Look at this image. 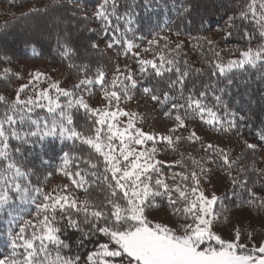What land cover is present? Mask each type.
<instances>
[{"label":"snow or ice","instance_id":"6c2138e0","mask_svg":"<svg viewBox=\"0 0 264 264\" xmlns=\"http://www.w3.org/2000/svg\"><path fill=\"white\" fill-rule=\"evenodd\" d=\"M68 3H78V0H68ZM118 7V0H103L94 14L105 34L112 27L113 17L117 21L124 20L128 25L133 22L134 4H130L123 15L117 14ZM44 10L47 11V8ZM183 11H190V7ZM116 33H120L119 24L114 26L108 48L123 42L127 45V54L133 47H138L123 34L118 36ZM257 33L261 42L253 47L252 41ZM234 34L244 40L247 47L240 50L239 58L226 62L212 40L197 38L203 39L213 54L214 59L206 61L212 68V75L219 73L224 81L223 86L219 81L204 84L203 90L198 93L196 84L188 87L187 81L191 72L200 74L202 69H191L186 59L181 61L178 58L182 42L175 44V58L160 55L159 63L155 59L138 60L141 75L147 71V66L154 69L156 77H163L165 72L175 74V78L165 82L164 88L143 87V93L159 106L163 115L174 118L168 134L160 135L159 140L166 142L174 152L184 141L199 144L204 152L200 157L191 153L185 157L180 153V159L172 164L180 166L181 171L172 173L169 177L171 183L163 178L162 162L155 160L159 151L156 135L138 126L137 113L120 107L122 100L133 98L138 81L130 71L121 73L119 65L116 71L123 75V79L118 91L112 88L117 87L119 77L114 78L111 87H108L104 71L98 69L93 78L87 75V64L69 65L84 73L74 88L83 86L87 90V86H101L103 98L107 101L103 108H91L82 96L59 87L58 83L50 85L57 93L55 97L49 95L48 89H42L34 91L27 99H21V93L29 87L31 80L29 84L20 86L14 101L0 95V104L4 105L0 110V212L16 201L35 206L34 220L17 221L9 212L11 219L5 234L10 253L0 258V264H264V242L244 251L248 244L242 240L245 235L251 240L254 232L245 233L237 223L232 227L231 239L218 234L216 225L223 223L226 226L228 223V217L216 210L222 196L202 187V184L211 186L213 166H218L226 172L233 190L240 189L248 194V198L238 207L246 205L256 208L258 212L264 211V198L253 191L256 184L264 187V169L257 168L255 160L242 164L241 157L233 159L219 145L211 142L205 144L195 129L188 130L189 120H199L224 133L239 130L236 113L227 108L223 96L234 83L229 78L233 69L264 68V0H244L238 10L228 17L222 38ZM148 43L153 45L158 41L149 40ZM91 47L97 49L98 45L93 42ZM134 55L138 56L139 53ZM10 71L5 68L2 75L7 76ZM41 75L37 72L33 79H39ZM209 92L215 106L224 107V116L205 102ZM61 96L68 98L67 103L60 102ZM38 108L45 109L47 115L37 114ZM73 108L84 109L90 121L87 131L78 130L75 126ZM120 117L127 119L121 122ZM185 131L188 132L187 136L183 134ZM258 137L264 141V131L259 132ZM49 140L62 146L59 170L71 179L72 185L84 188L87 193L85 185L91 186L93 183L87 177L101 181L97 184L100 190L97 197L88 195L78 201L66 194L53 195L46 192L39 182H33L32 177L37 170L27 166L25 149L36 146L43 149ZM11 141L16 142L15 147ZM68 141L72 142L73 149L77 148L79 142L80 149L87 150V155L76 152L70 156L69 151L63 150ZM149 141L152 146L145 147ZM244 143L255 154L257 144ZM70 159L82 160L91 171L81 170L79 165L76 171H67ZM51 175L47 173L45 179ZM68 188L69 185H64L63 191L66 193ZM231 194L237 195L235 191ZM40 197L43 198L42 203L37 202ZM161 207L171 209V214L178 217L180 222L175 227L149 219V213ZM75 234L78 236L73 240ZM88 244L95 246L81 257L79 249ZM74 246L77 249L75 253L72 251Z\"/></svg>","mask_w":264,"mask_h":264},{"label":"trees","instance_id":"16d2710c","mask_svg":"<svg viewBox=\"0 0 264 264\" xmlns=\"http://www.w3.org/2000/svg\"><path fill=\"white\" fill-rule=\"evenodd\" d=\"M243 2L244 0H148V2L146 0H118V15H123L128 6L134 4L133 22L128 25L124 20L117 21L113 17L112 27H109L105 34L100 21L94 16L103 0H78V3L71 5L68 0H55V3L54 0H0V95L5 96L8 101H14L16 91L20 86L29 84L31 80L32 83L29 84V87L21 93V99H27L33 95L34 89L40 91L45 88L49 90V95L55 97L57 93L50 88V85L54 83L52 82L53 78H56L57 82L55 83H58L59 87L74 91L78 96H82L91 108H103L107 105V101L103 98L104 93L101 86L94 84L87 86V90L83 86L79 89L74 88L83 78L84 73L78 71L77 68L69 67V65L83 66L87 64V75L93 78L98 69L104 71L108 87H111L114 78L119 77L117 87L112 88L117 91L120 80L123 79V75L116 71V66L119 65L121 73L127 74L130 71L138 81L137 88L132 93L133 98L122 100L120 107L126 109L129 102L130 105L147 104L150 108L149 111H144L136 119L138 126L148 133H150L149 128H154V124L149 125L148 121H162L169 124L164 131L151 133L156 135L159 149L156 155L158 158L155 157V159L162 162L160 167L163 178L171 183L169 177L172 173L181 171L180 166L172 164L173 161L180 159V153H183L185 157L189 153L200 157L204 155V152L200 150L199 144H190L188 141L180 143L177 146V151L174 152L167 147L166 142L159 140L160 135L168 134L174 118L165 117L159 106L143 93V87L164 88L166 87L165 82L169 78H175V74L165 72L163 77H156L154 69L147 66V71L141 75L138 60L155 59L159 63L160 55H164L168 59L175 58L177 57V53L174 51L175 44L182 42L178 58L181 61L186 59L191 69H202L200 74L190 73L187 86L191 87L195 83L197 93L203 90L204 84L219 81L220 86H223V78L219 76V73L217 76H213L212 68L206 63L207 60L214 59L212 52L208 50V45L203 39L197 38H204L212 29L219 27L223 35L212 41L216 50L221 52L222 60L226 62L228 59L239 58L240 50L247 47L246 42L236 34L226 39L222 37H224L225 22ZM187 7H190V11H183ZM45 8L47 11L44 10ZM34 9L38 11H33ZM73 13L75 14L73 15ZM85 16L87 19H84ZM40 20L42 21L39 24ZM44 20L55 22L56 24L50 25H56L60 30L49 31L50 28H46ZM29 21H31L30 27L27 24ZM116 24L120 25V33H116V35L123 34L126 39L132 40L138 46L127 51V54H125L127 45L123 42L114 44L112 48L107 47V43L112 39ZM32 27H36V33L32 35L24 33L27 28ZM128 28H131L132 31H126ZM165 38L167 39L165 40ZM149 40H157L158 43L149 45ZM93 42L98 45L97 49L91 47ZM260 42L257 33L256 38L252 41V46L255 47ZM165 43L168 44L167 48H165ZM145 49L149 50L145 51ZM135 53H139V55H134ZM5 57L7 59H4ZM36 63L40 64L39 68L30 66ZM181 66L183 67V65ZM5 68L11 70L7 76L2 75ZM37 72L42 73L41 77L33 79ZM229 78L233 79L234 83L223 96V100L227 108L236 113L235 119L239 130L224 133L199 120H189L188 130L195 129L205 144L211 142L219 145L227 150L233 159L241 157L242 164L255 160L257 168L264 169V162L260 159V154L264 152V141H260L258 137V133L264 131V68L233 69ZM67 100L66 97H60L62 104L67 103ZM42 102L47 103V101ZM205 102L214 107L220 116H224V107L215 106L211 92L208 93V99ZM3 108L4 105L0 104V110ZM71 111L78 130L87 131L90 121L84 109L73 108ZM36 112L39 115H47L45 109L38 108ZM119 119L121 121V119L127 118L120 117ZM183 134L187 136L188 132L185 131ZM244 141L257 144L255 154H253V150L247 149ZM11 143L13 147L16 146L15 141H11ZM151 143V141L147 142L145 147H150ZM61 147L56 141L49 140L43 149L39 146L25 149L27 166L37 170V174L32 177L33 182H39L46 192L63 195L61 193L63 186L53 187V180L59 178L69 185L66 195L70 198L82 201L88 195L97 197L100 194L97 184H100L101 181H96L95 177H87L93 183L91 186L85 185V188H88L86 193L84 188L72 185L71 179L64 176L63 172L59 170L62 165ZM63 150L69 151L70 156L76 152H79L80 155H87V150L80 149L79 142H77V148L73 149L72 142L68 141L63 146ZM77 165L81 170L91 171L82 160L74 159H70L66 170L74 172L77 170ZM213 167L211 181L215 176L222 175L227 185L218 195L222 196V202H218L216 210L229 217L228 222L230 215L237 211H248L252 217L263 221L264 211L258 212L256 208L246 205L237 206L248 198V194L241 192L240 189L233 190L226 172L218 166ZM47 173H52V175L45 179ZM253 179H256L254 175ZM233 191L237 193L236 196H232ZM253 191L264 198V187L260 184H256ZM37 202L42 203L43 198L40 197ZM161 211L176 224L180 222L178 217L171 214V209L166 207L153 210L149 216ZM9 212L17 218V221L21 219L34 220L35 206L31 203L22 204L16 201L10 208L0 212V258L10 253L8 237L5 234L8 221L11 219ZM245 225L246 229L253 228L250 224ZM13 227L15 228V224ZM77 236L78 234H75L72 239L75 240ZM94 246V244H88L85 248L79 249L78 254L84 257L86 252ZM72 251L73 253L77 251L75 246Z\"/></svg>","mask_w":264,"mask_h":264},{"label":"rangeland","instance_id":"374dc122","mask_svg":"<svg viewBox=\"0 0 264 264\" xmlns=\"http://www.w3.org/2000/svg\"><path fill=\"white\" fill-rule=\"evenodd\" d=\"M42 20H40L38 23L40 24ZM45 21V26L46 28H50L49 31L51 32H56L60 29H58L56 27V25H50L52 22L50 20H44ZM31 21H29L28 27L31 26L30 24ZM56 24V23H55ZM36 27H32V28H27L25 30V34L27 35H32L34 33H36L35 30ZM223 35L222 30L218 27L217 29H212L211 32H209V34L205 35V37L208 40H216L218 38H220ZM82 37V35H81ZM83 38V37H82ZM39 63L36 64H32L30 66L32 67H38L39 68ZM52 82H57L56 78H53ZM47 89V88H45ZM34 91L39 92V90L34 89ZM130 103V102H129ZM129 103H127V108L126 110L129 112H133V113H137L138 115L142 114L144 111H149V106L147 104H143V103H139V104H133L130 105ZM137 115V116H138ZM126 119H121V122H124ZM154 124V128H149L150 133H154L156 132H162L165 129L168 128L169 124H165L162 121H158V122H152V121H148V124ZM172 126V124L170 125ZM152 146V143L150 144V147ZM157 157V156H156ZM158 158V157H157ZM260 159L263 160L264 162V152H262L260 154ZM156 160V159H155ZM65 182H63L61 179L59 178H55V180H53V187L54 186H63L64 187ZM202 187L208 189V191H215L217 195H219L226 187L227 185L225 184L224 181V177L222 175H217L215 176V178L213 179V181H211V186L207 185V184H202ZM68 192V190H67ZM63 195H65L66 193L64 191L61 192ZM229 218V217H228ZM149 219L152 220L153 222H163L166 223L170 226L175 227L177 224L171 220L168 216H166V214L162 211L158 212L156 214L150 215ZM239 224L242 227V230L247 233V232H254V235L252 237L251 240H248L247 235H245L244 239L242 240V242H246L248 244V248L245 249L244 251L247 252L251 249V247L253 245L258 246L259 244H261L262 242H264V220H260L257 219L255 217H252V215L248 212V211H240V212H234L230 215V221L227 223V225L225 226L223 223L217 224L215 227V230L218 232V234L222 235L225 239H231L233 236V232H232V227L234 224ZM245 224H250L251 227L250 229H246V225ZM254 255H260L259 253H253Z\"/></svg>","mask_w":264,"mask_h":264}]
</instances>
